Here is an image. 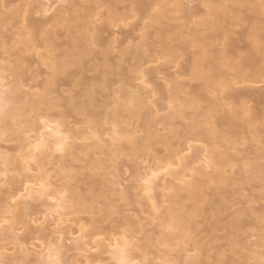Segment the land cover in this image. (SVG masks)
I'll return each instance as SVG.
<instances>
[{
	"label": "rangeland",
	"instance_id": "1",
	"mask_svg": "<svg viewBox=\"0 0 264 264\" xmlns=\"http://www.w3.org/2000/svg\"><path fill=\"white\" fill-rule=\"evenodd\" d=\"M56 1L58 0H35L38 4L39 2L51 6L54 4L52 8L61 5V0ZM147 1L152 0H145V2ZM170 1H172V4L168 5L159 4L156 1V4L149 7L150 16L154 14L160 15L153 22L154 27L159 28L162 24H165V26L166 24L172 26L184 24L185 20L182 19L172 22L182 15L181 12L175 10L173 5L177 1L188 4L196 0ZM127 4L128 0H114L107 5H103L99 12L103 14L106 11H110L111 8L117 7L119 8L118 14L124 15L127 13V10L124 9ZM189 5L191 6L192 4L190 3ZM106 18L107 15L99 22L106 25L109 22ZM93 20L96 22L95 19ZM146 21H149V19H146ZM131 22H133L131 18L120 19L117 22V27L127 29L126 23ZM20 27L21 25L16 24L6 25L0 31V53L8 51V54L11 53L9 55L11 60L15 59L12 57L19 56L18 54L24 55L25 64L17 72L22 74V79H30L26 82L20 97H18L17 93L13 92V80H7L8 73L4 69L8 67L9 63L2 59V56L0 57V192L4 194V192L10 191L12 187L16 186L19 189L22 185L29 188V190L33 188L31 190L33 192L22 191L21 196L25 195L24 198L21 196L14 198L11 204L12 207L6 209L10 212L6 211L9 213H6V219L0 225V253L5 258L4 256L0 258V264H193L192 257L199 253V251L191 250L193 248L190 244L193 241H198L197 246L200 247L204 245L212 246L213 251L209 255L213 257L207 260L205 264H219L217 261L222 258L227 261L228 255L232 252L230 249H234L231 256L235 259L237 257L238 262L233 260L237 264H260L261 262H263L261 264H264V256L262 255V253L264 254L262 252L264 251V248H262L264 246H262L261 242L262 247H260V244L254 243V241H258L261 238L262 240L260 239V241L264 245L263 213L258 218L256 214L252 215L247 212L251 217L257 216L255 219H260L257 223L256 220V222H253L252 219L254 220V218L250 217L251 227H248L250 225L247 226L248 223H245V216H240L245 218V222H242L241 219L243 223H241V226L246 224L244 227L247 226L249 229L246 228L249 235L248 238L246 236V240L243 243H239L240 241L237 239L238 242L235 239L234 243H236L234 246L231 241L229 242L226 239L218 240L216 243H209L205 232L197 235L196 232L190 231L188 227H186L187 229L183 227V230L179 233V226L177 225L180 221L179 215L186 212V215L183 216L186 221H191L194 224L200 223L195 225L196 228L208 226L212 219L215 220L218 217L219 211L217 212L215 207L217 212L215 214L212 208L218 203L219 205L223 204L224 202L221 203V200H225L227 205L222 207H227V210L232 212L235 210V213L237 212L236 210L240 211L241 207L245 206L248 201V206H256L257 209L260 208L259 205H264V177L252 179L245 172L246 162L248 163L256 158L259 153L263 154V159L260 161L264 162V137L262 133L259 136H257L258 133H254L256 126L257 129L260 126L262 129L264 128L262 124L260 125V122L249 126L246 125L245 121H241L239 122L240 129L226 134L219 129L222 135L225 134L230 139L229 142L223 140H218L217 142H190L194 148H197L196 152L199 154L200 152L204 154L205 150L209 151L208 148H213L221 156H227L230 161L229 165L223 169L230 178L228 184L220 185L218 181L208 179V177L207 179L202 177L204 179L203 183L202 178H200V182L203 184L200 183L201 199L199 201V197L197 200L194 199L193 192L187 187L190 180L191 182H197L198 179L195 176L191 177L197 168L198 171L200 169L210 176L211 174L209 173L213 174L212 171L216 173L217 165L212 162L209 152L205 153L203 157L195 152L196 158L200 157L201 161L196 159L198 162L194 161L195 164L193 163L194 165L191 164L192 166L189 165L190 167H188L186 163L189 161L191 163L195 160V158L192 159L194 152L188 149L184 153L182 152L181 156L185 158L192 153L190 156L192 160L187 157L185 162L182 161L183 165L182 163L175 165L172 164L173 162L166 165L167 162H165L164 158L167 156V150H176L178 143L160 141L137 147L135 142H132L134 138L142 137L144 126L150 124L151 120H154L152 119L153 117L158 119L166 116L171 111V103H167V100L163 99L162 95L151 91L154 89L157 91V89L168 84L165 81L164 73L179 71L182 69L180 63L183 62V68H186L187 71L180 74L178 81L185 84L190 83L192 79L189 71L190 64L187 65L185 60L189 61L192 48L182 52L180 54L181 58L160 54L157 60L151 61L141 69L146 70L149 68L150 71L145 73L134 72L121 83L119 81L113 84V89L120 90L123 87L128 92L139 95L146 101L145 107L142 109H123L116 115L115 112L119 102L127 104L131 102L129 97L119 93L117 94L119 102H116L114 96L110 95V91L104 92V95L100 97V103L104 107L97 113V116L94 115L88 120L87 125L80 123V121L85 120L84 116L76 113L69 115V126L78 132L74 134L66 131L65 126L61 125L59 117L52 114L46 115L41 110L32 111L27 107L31 94L44 95L48 92L44 86L31 87L30 85L35 82L40 84L43 79L49 77L52 71V61L50 62L48 48L41 42V39L37 38L30 42L29 36H23ZM112 28L114 31L118 29L113 26ZM178 31H182L183 36L190 39V36L187 35L186 26L179 28ZM154 40L156 43L153 49L159 48L161 44L157 39ZM159 66H161L160 70H154ZM124 67H126V71H129V69L133 70V67H128V64H124ZM68 69L72 71L75 70V67L70 65ZM33 76H37V78L31 79ZM195 79L194 84L202 83L201 79ZM110 80L113 83L112 77ZM105 83L103 82V84ZM223 83H226V85H223ZM263 83L264 79L263 82L259 81L251 83V85H249L250 83H245V85H249L250 88L258 91V89L263 90ZM241 86L234 85L233 82L229 85V81L224 79L217 82H206L202 90H200L201 94H203V98L199 100L200 104L194 109L184 107L181 109L184 116L175 119L174 122L177 128L181 131L184 130L185 126L192 121V117L195 115L194 118L200 121L201 128L207 129L209 124L205 119L211 115V111L216 112L211 115L212 117H219L225 108L232 107L230 105L228 107L219 106L215 108L211 105L213 101L218 99L217 102L219 103H227L230 101V99L227 100L225 98L230 93L228 90L232 87L239 88ZM53 88L54 86H49V89ZM70 89L72 90L73 87L68 84L60 89L65 98L69 94L63 91H70ZM14 96L18 99H15ZM50 97H55V95ZM172 103L175 105L183 104L184 99L173 101ZM249 105L252 106L254 104L250 102ZM55 110L60 109L56 108ZM152 110L158 113L156 117L151 116L153 115ZM201 111H207V113L203 114ZM5 112H10V115H6ZM150 117L152 118L150 119ZM187 118H190V120ZM156 130H159L160 134L164 133L162 125L157 126ZM225 130L229 129L225 128ZM62 139L63 141H60ZM68 150L72 151L71 158H65L62 161L63 164L59 163L61 161L60 157L65 156ZM176 158L184 159L180 157V154ZM99 160H102L103 163H97ZM203 163L206 165H203ZM118 168L119 170L115 173ZM194 179L196 181H193ZM13 183H15L14 186H12ZM261 184L263 187H260ZM43 186L45 187L43 188ZM64 186L71 191L74 188L78 189L80 194L81 192L84 194L85 198L101 197L98 201L91 199L92 202L94 201L92 207L95 213L83 212L79 207L77 209L71 207L72 209H70L68 204L74 199L70 200L72 198V195H70L71 191L69 194V190L67 192ZM68 186L72 187L69 188ZM185 186L187 187L185 188ZM45 188L47 191L44 190V194L42 189ZM69 195L71 196L70 198ZM31 196L34 198H31ZM259 198L262 199L260 200ZM86 200L88 201V199ZM91 200L89 199V202ZM256 200V203H251ZM71 205L73 206V203ZM252 206H249V210ZM184 207H187L188 210L186 211ZM218 208L220 209L221 207ZM244 208L243 210H248V207L247 209ZM261 209L263 210V206ZM107 211L109 212L107 213ZM222 212L224 216H228V214L229 217L234 215L233 218L238 215L235 213L232 215L226 209L225 212L223 210ZM212 213L216 215L215 219L212 218L214 217ZM248 214L246 215L247 218ZM17 215L19 218L14 221L16 218L14 219L13 216ZM91 217L98 220H102V217H104L107 225L120 226L118 233L107 230L96 236H90L91 234L89 235L88 231L92 229L89 221ZM223 217L221 216L224 220ZM80 218L84 219L83 222L81 223L82 220H80V222L76 223L75 221ZM85 219L89 220L85 221ZM127 221L137 222L139 226L143 227L144 231H147V236L144 235V231H127V226L125 225ZM84 222H87V224L84 225ZM40 226L43 229V235L40 234L41 237L39 235L35 237L36 234L34 233L30 238L24 236L27 230L37 227L41 228ZM7 229H10V231L14 229L11 233L15 234H11L12 237H6ZM64 229L65 234H63ZM223 232L225 235L226 232ZM244 232L246 231L244 230ZM35 233L38 232L35 231ZM218 234L221 237L224 236L220 231ZM84 235L93 239H89ZM169 235L171 239L167 243L156 242V239H159L160 236L161 238H166V240L169 239ZM145 238L149 242L145 243L143 241ZM239 239L242 242V239ZM138 240H142V242L139 243L137 242ZM129 241L141 245V249L144 252H140V248L125 243H129ZM92 242L95 244H93L94 246ZM220 245L222 246L221 249H219ZM216 246H219L218 250ZM229 246H233V248ZM260 255L263 257H260ZM132 256L135 258L130 261ZM217 258L219 259L217 260ZM224 259L223 261H225ZM25 261L26 263H24ZM194 261H196L195 258Z\"/></svg>",
	"mask_w": 264,
	"mask_h": 264
},
{
	"label": "bare ground",
	"instance_id": "2",
	"mask_svg": "<svg viewBox=\"0 0 264 264\" xmlns=\"http://www.w3.org/2000/svg\"><path fill=\"white\" fill-rule=\"evenodd\" d=\"M112 1L114 0H61L60 2L62 3L60 6L52 8L54 4H52V6L42 4L40 2L38 4L35 2V0H0V31L6 25H21L20 29L22 30L23 36H29L30 42L31 40L33 41L37 38L41 39V42L45 46H47L50 57L49 59H51L50 62L52 61V71L49 74V77L43 79L42 83L40 84L35 82L33 83V85H30L31 87L44 86V88L47 89L48 92L44 95H40L37 93L31 94L30 100L27 103V107L32 111L41 110L46 115L52 114L53 116L59 117L61 120L60 123L61 125L65 126L66 131L68 133L72 132L76 134L78 132L69 126V115L76 113L80 116H84L85 120L80 121V123L87 125L88 120L92 116L94 117V115L97 116V113L100 112V110L104 107V105L100 103V97L104 95V92L108 91H110V95L114 96L116 102H119V96H117V94L119 93L125 94L131 101L127 104L119 102V106L115 112L116 115L123 109H142L143 107H145L146 102L143 98H141L137 94L128 92L123 87L120 90L113 89V84L119 81L121 83L125 78L130 77L134 72L139 71L141 73H145L150 71L149 68L146 70L141 69L151 61L157 60L160 54H167L174 58H181L180 54L182 52H184L188 48H192L193 50L191 51V57H189V61L185 60L187 62V65L190 64L189 71L192 75L190 83L185 84L178 81L180 74L187 71L186 68H183V62L180 63L182 69H180L179 71L175 73H164L165 81L168 84L157 89V91L156 89L151 91L152 93L153 91H155L157 94L162 95L163 99L167 100V103H171V111L166 116H162L158 119L150 117V119L152 118L154 120H151L152 122L150 124L144 126V134L142 135V137L134 138L132 142H135L137 147H141L143 144L160 141L178 143L176 150H167V156L164 158L165 162H167L166 165L168 163L171 164L172 162V164L175 165H179L181 163L183 165L185 159L187 160V157L189 159V157L192 155L191 153L190 156H187L185 158L181 156V153H184V151L188 149L194 152V157L192 159L195 158V160H193L191 163H189L190 161L186 163L188 167H190L189 165L193 163L195 164L197 160H200V155H202L203 157L205 153L207 154V152H209L211 154L210 157L212 162L217 165V170L215 168L216 173L212 171L213 174L209 173L211 174L210 176L200 169L198 171L197 168V170H195V173H197V175H195V173H193L194 175L191 174L193 175L191 176L192 178L195 176L196 179H198L197 182H191L190 180L188 184L189 188L185 186V188L187 187V189H190L193 192L194 199L197 200L199 197V201L201 199L200 183H202L200 182V178L203 177L207 179L208 177V179L218 181L220 185L228 184L230 182V178L226 175V172H224L223 169L229 165L230 161L228 160L227 156H221L220 154L215 152V149L213 148H208L209 151H206L205 148L204 154H202L201 152L199 154L198 152H196L197 148H194L190 142H217L218 140L229 142L230 139L227 138L225 134L240 129L241 127L239 126V122L241 121H245L246 125L249 126H253L255 125V123L258 124L259 122L260 125L262 124L264 126V87L263 90L258 89V91H256L249 86L251 85V83L253 84L259 81L263 82L264 79V0H196L190 2L192 4L191 6L189 5L190 3L186 4L182 1H177L173 6H175V10L181 12L182 15L180 18H176L172 22H177L182 19L185 20L184 24L175 26H172L170 24H166L165 26V24H162V26L159 28L154 27L153 22H155L156 18L160 15L154 14L150 16L149 7L153 4H156V1L159 4L163 3L165 5L170 4L172 1L152 0L145 2V0H128V4L124 7V9L127 10V13L124 15L118 14L119 8L117 7H113L110 9V11H106L103 14L99 12L103 5H107ZM105 15H107L106 19L109 20L106 25L102 22H99ZM123 18L133 19V22L126 23L127 29H121L117 27L118 20ZM93 19H95L96 22ZM146 19H149V21H146ZM112 26L118 28L117 31H114ZM183 26H186L187 35L190 36V39L184 37L182 31H178L179 28H182ZM154 39H157V41L161 44L159 48L153 49L156 43ZM7 52L8 51H3V53H0V57L2 56V59L6 60L7 63H9L8 67H6L7 69L4 68L8 73L7 80H13V92L17 93V96L20 97L22 88L24 87L26 82L30 80L22 79V74H19V72H17V70L23 64H25L26 59H24V55L18 54L19 56L12 57L15 59L11 60V58H9V55H11V53L8 54ZM124 64H128V67H133V70L129 69V71H126V67H124ZM70 65L74 66L75 70L70 71L68 69ZM160 67L161 66L155 68L154 70H160ZM49 68L51 67L49 66ZM111 77L114 80L113 83H111ZM34 78H37V76L31 77V79ZM195 78L201 79L202 83L194 84L193 82L196 80ZM221 79L229 81V85L233 82L234 85L242 86L239 88L232 87L230 88V90H228L230 93L226 95L225 98L227 100L230 99V101H228L227 103H219L217 102V99V101H213L211 105L215 108L219 106L228 107L230 105L232 107L225 108L223 110V113L219 117H212L211 115L216 112L211 111V115H209L205 119V121L209 124V127L207 129L201 128L202 126L200 121H197L194 118V115L192 117V121L187 126H185V129L182 131L179 130L174 121L177 117L184 116V113L181 109L183 107L187 109H194L200 104L199 100L203 98V94H201L200 91L202 90L203 85H205L206 82H217ZM103 82L106 83L103 84ZM245 83L250 84L245 85ZM67 84L72 85L73 89H70V91H63L64 93L69 94V96L65 98L60 89ZM223 85H226V83H223ZM49 86H54V88L49 89ZM51 95H55V97H50ZM14 97L15 99H18L16 96ZM180 99H184L183 104L175 105L174 103H172L173 101H177ZM250 102L254 105H249V107L248 104ZM56 108L60 110H55ZM201 112L203 114L207 113V111ZM5 114L10 115V112H5ZM157 114V112L153 111V115L151 116L156 117ZM187 119L190 120V118ZM159 125L163 126V134H160V131L156 130L157 126ZM225 128H228L229 130H225ZM219 129L222 133L225 134L222 135V133L219 132ZM255 129H257V126L254 128V133H258L257 136L262 133V136L264 137V128L262 129L260 126V128L258 127L257 130ZM60 141H63V139ZM195 152L199 155V158H196L197 155L195 156ZM179 154L180 157L184 158H179L181 162L176 158ZM71 156L72 151L68 150L65 156L60 157L61 161H59V163L63 164L62 161L65 158H71ZM262 156L263 154L259 153L256 158L252 159L248 163L246 162L245 172L252 179H261L264 177V162L260 161L263 159ZM172 159L175 161L177 160L178 162H175ZM192 159L190 157V160ZM97 163L103 162L102 160H99ZM204 163L203 165H206ZM118 170L119 168L115 171V173H117ZM203 178L202 180L204 183ZM196 179H194L193 181H196ZM15 183H13L12 186H14ZM261 185L260 187H263V185ZM45 186H43V188ZM64 187L66 188V191L69 190L66 186ZM68 187L71 188L72 186ZM17 188L16 186L12 187V189L10 188V191H7L6 193L4 192V194L0 192V225L6 219V213L10 212L6 209H10L12 207V200L16 197H20L22 191L24 192L26 190L30 191V193L33 192L31 191L33 188H30L29 190V188L24 187L23 185L21 186V188ZM42 190V193L44 194V190L47 191L46 188ZM109 190L112 191L111 188H109ZM70 191L71 190L67 192L70 194ZM77 191L79 190L74 188V190L72 189L70 194L72 195V198H70L71 196L69 195L70 200L74 199L72 200V202H68V206L70 207V209H72L71 207H75L76 209L79 207L83 212L94 214L95 212L93 211L94 209L92 207L93 202L98 201V199H100L101 197L95 196L93 199L87 197L85 198L82 192L80 194V191ZM39 192L41 193V191ZM24 196L21 197L24 198ZM33 196H31V198L35 197ZM86 199H88V201ZM89 199L96 200H94L93 202L91 200V202H89ZM259 199L261 200L262 198ZM248 202L245 206L243 205L246 209L248 207V210H243L244 207L242 206V210L239 208L240 211L236 210V213L235 210L234 212H232L227 210V207H222L223 205H226L225 200H221V203H223L220 204L221 206L217 202L218 204H216V206H213L212 210L215 211V214L219 211L217 214L219 218H216V215L212 213L214 215V217L212 218L216 219H212L208 226H202V228L200 227L199 229L196 228L195 225H199L200 223L197 222L194 224L191 221H186L183 218V216L186 215V212H184L182 215H179L180 221L179 224H177L179 226V233L183 230V227L185 229H187L186 227H188L190 231L196 232L197 235L205 232L207 235V241L209 243H216L221 239H226L227 241L229 240V242L231 241L233 243V246L236 243H234L235 239H238L240 241L239 242L237 240L239 243H243L246 240V236L248 238L249 235L247 234L249 230L247 226L250 225L251 222L249 221V219L254 218V220L252 219V221H257L258 223V220H260L258 219L260 218L259 216L264 214V205L261 204L263 206V210L261 209L262 206L260 205L259 209H257L256 206L249 205L252 206V210L251 208L249 210V206L247 205ZM256 202L257 200L252 201L251 203ZM72 203L73 206L71 205ZM215 207L217 208V212ZM218 207L221 208L219 209ZM184 208L186 209V211L188 210L187 207ZM225 209L228 213H232V215L234 213L238 215H236L235 218H233L234 215L229 217V214L228 216H224L222 215V210L225 212ZM260 209L262 210V212ZM108 212L109 211H107V213ZM247 212L252 215L256 214L258 218L255 219V217L257 216L251 217V215ZM219 214L222 217L224 216V220ZM247 214L248 218L246 216ZM241 215L245 216L246 222L244 221L245 218L240 217ZM13 217L14 219L16 218L14 221L19 218L18 215ZM226 217L227 219H225ZM228 218H230V220H228ZM241 219L242 222L244 221L245 223H248L246 227H244V225L246 224L241 226ZM78 220L75 222H80V220L82 219L80 218ZM83 220L81 221V223L83 222ZM86 220L87 219H85V221ZM89 221L91 223L90 225L92 229H89L90 231H86H88L89 235L91 234L90 236L92 237L107 230H112V232L117 234L120 228V226L117 225H107L105 223L106 221L104 217H102V220L94 219L93 217H91ZM83 224L86 225L87 222H84ZM125 225L127 226V231H144L143 227L139 226L135 221H127ZM59 226L61 225L59 224ZM248 227H251V225ZM262 227L264 229V225H262ZM246 228L248 230H246ZM12 230L14 229H11V231ZM244 230L246 232H244ZM11 231L10 229L6 230V237H12V235L15 234L13 232L11 233ZM35 231L39 234L35 233ZM63 231V234H65V229ZM82 231L84 232V230ZM219 231L220 233H223L222 235H224L223 231H225L226 234L221 237V235L218 234ZM33 233L36 234L35 237H38L37 235L40 236V234L43 235L42 227L29 229V231H26L24 236L26 238H30L32 237L31 235H33ZM88 233H86L87 236H89ZM146 233L147 231H144V235H146ZM65 236L68 237L67 235ZM92 237L87 238L93 239ZM239 238L242 239V242ZM170 239V235L169 239L167 240L166 238H161L160 236L159 239H156V242L167 243ZM260 239L258 241H254V243L260 244L261 242L262 246H264L263 242L260 241ZM143 241L145 243L149 242L147 238H145ZM137 242L140 243L142 242V240H138ZM125 243L128 245L131 244L133 247L140 248V252H144L143 249H141V245H139L138 243H134L132 241H129V243ZM93 244L94 243L92 242V245ZM197 245L198 241H193L190 244V246L193 248L191 250L199 251V253L196 254L195 257H192L193 259L190 257L193 261L192 263L195 264L198 261L197 264H205L207 260L213 257L209 255V253L213 251V248L210 245H204L202 247ZM233 246L229 247L233 248ZM262 246L260 244V247ZM216 247L218 250L219 246ZM221 247L222 246L220 245L219 249H221ZM230 250H232V252L234 251V249ZM232 252L228 255L229 257L227 261L224 258L219 261V258H217V262H219V264H234L236 262L235 260H237L238 262L237 257L235 259L233 256H231V254H233ZM262 255L264 256L263 253ZM262 255H260V257ZM3 256L4 255H1L0 253V258H3ZM134 258L135 257L132 256L130 261H132ZM194 258L196 261H194ZM223 259L225 261H223ZM233 260L235 262H233ZM24 263H26V261Z\"/></svg>",
	"mask_w": 264,
	"mask_h": 264
}]
</instances>
